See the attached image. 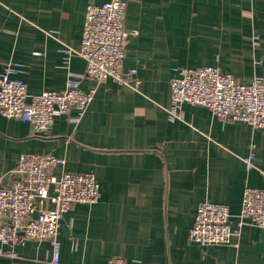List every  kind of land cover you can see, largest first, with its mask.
I'll list each match as a JSON object with an SVG mask.
<instances>
[{
    "label": "crops",
    "instance_id": "crops-1",
    "mask_svg": "<svg viewBox=\"0 0 264 264\" xmlns=\"http://www.w3.org/2000/svg\"><path fill=\"white\" fill-rule=\"evenodd\" d=\"M111 0H0V73L22 62L29 94L63 92L86 71L81 48L87 7ZM125 25L137 31L125 45L124 74L137 69L139 90L84 77L96 91L78 122L76 110L55 118L49 132L0 112V183L18 179L26 154L66 160L49 172L92 173L96 204L65 212L61 264H264V229L244 225L231 245L190 240L198 205L230 208L239 222L247 187L264 189V129L224 121L208 108L184 104L171 119V80L179 69L216 67L241 84L264 81V0H123ZM256 41L258 45H256ZM70 50L74 55H69ZM255 147V168L243 159ZM0 264H52L48 241L17 248Z\"/></svg>",
    "mask_w": 264,
    "mask_h": 264
},
{
    "label": "built area",
    "instance_id": "built-area-1",
    "mask_svg": "<svg viewBox=\"0 0 264 264\" xmlns=\"http://www.w3.org/2000/svg\"><path fill=\"white\" fill-rule=\"evenodd\" d=\"M127 4L111 0L89 4L86 12L81 48L76 54L86 61L82 75L71 76L63 92L29 94L23 79L27 70L22 62H6L0 73V112L10 119L28 122L36 134L50 131L55 118L76 110L78 122L94 100V89L81 88L84 77L97 82L113 80L121 86L140 88L137 69L124 74L125 45L137 31L126 28ZM256 45L258 42L256 41ZM69 55H74L70 50ZM184 104L208 108L225 122H244L264 129V81L255 78L241 84L230 73L216 67L179 69L171 80V119L183 115ZM255 147L243 159L247 170L255 168ZM66 160L50 154H26L19 160L13 183H0V256L18 259L17 248L30 241H48L52 246V264H61L59 240L65 212L77 204H96L100 200V185L92 173L73 174L63 171L55 176L49 171L64 167ZM230 208L203 201L197 207L190 230V240L201 246H238L236 237L244 225L264 229V189L247 187L244 191L239 222L231 224ZM107 264H129L115 257ZM135 264H150L137 262Z\"/></svg>",
    "mask_w": 264,
    "mask_h": 264
}]
</instances>
